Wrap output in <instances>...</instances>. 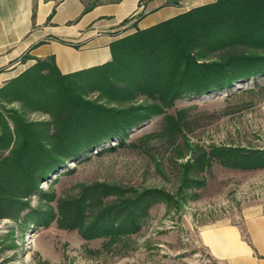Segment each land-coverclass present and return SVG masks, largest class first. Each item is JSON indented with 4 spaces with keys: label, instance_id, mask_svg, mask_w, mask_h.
Segmentation results:
<instances>
[{
    "label": "trees",
    "instance_id": "1",
    "mask_svg": "<svg viewBox=\"0 0 264 264\" xmlns=\"http://www.w3.org/2000/svg\"><path fill=\"white\" fill-rule=\"evenodd\" d=\"M96 5L84 4L83 13ZM35 6L34 1L32 18ZM110 52L109 62L68 75L60 74L52 56L36 60L0 88V105L16 103L22 110L52 118L27 124L20 119V110H11V129L9 116L0 111V218L17 220L29 206L23 200L67 158L75 159L111 137L126 135L155 115H163L160 135L173 138L185 120L165 111L177 99L220 92L263 75L264 0H216L192 8L115 40ZM213 161L242 170L264 168V150H200L184 165L183 185L198 186L197 174L211 168ZM191 171L196 175H188ZM161 199L172 197L160 190L97 183L82 188L77 197L59 201V222L77 228L86 239L114 241L137 233L149 208ZM52 213L49 208L31 210L27 216L48 221Z\"/></svg>",
    "mask_w": 264,
    "mask_h": 264
},
{
    "label": "rangeland",
    "instance_id": "2",
    "mask_svg": "<svg viewBox=\"0 0 264 264\" xmlns=\"http://www.w3.org/2000/svg\"><path fill=\"white\" fill-rule=\"evenodd\" d=\"M81 1L91 5L114 0ZM5 68H0L3 75ZM3 106L0 111L9 116L11 129V110H20V119L27 124L52 121L49 115L22 110L16 103ZM165 113L185 120L175 137L160 135L163 115H155L126 135L111 137L75 159L67 158L40 179L36 191L23 200L29 206L17 220L0 218V264H217L196 243L195 231L207 222L233 220L244 205L264 200V168L242 170L213 161L211 168L197 174L200 184L188 188L183 185L184 165L200 150L209 152L214 147L264 150V74L220 92L177 99ZM109 147L115 149L107 152ZM99 151L104 152L98 155ZM97 183L160 190L172 199L154 202L135 234L114 241L86 239L77 228L59 222L57 205ZM48 208L53 210L48 221L29 220L31 210Z\"/></svg>",
    "mask_w": 264,
    "mask_h": 264
},
{
    "label": "crops",
    "instance_id": "3",
    "mask_svg": "<svg viewBox=\"0 0 264 264\" xmlns=\"http://www.w3.org/2000/svg\"><path fill=\"white\" fill-rule=\"evenodd\" d=\"M34 1L0 0V88L51 56L62 75L105 64L115 40L216 0H120L86 13L81 0H36L32 18ZM195 238L217 264H264V200L201 224Z\"/></svg>",
    "mask_w": 264,
    "mask_h": 264
}]
</instances>
